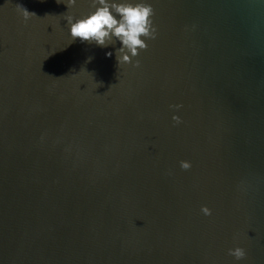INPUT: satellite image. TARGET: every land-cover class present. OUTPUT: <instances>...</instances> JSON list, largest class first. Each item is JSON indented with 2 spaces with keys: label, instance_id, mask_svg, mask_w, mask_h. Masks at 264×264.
I'll return each mask as SVG.
<instances>
[{
  "label": "water",
  "instance_id": "obj_1",
  "mask_svg": "<svg viewBox=\"0 0 264 264\" xmlns=\"http://www.w3.org/2000/svg\"><path fill=\"white\" fill-rule=\"evenodd\" d=\"M149 2L118 67L90 0H0V264H264V0Z\"/></svg>",
  "mask_w": 264,
  "mask_h": 264
},
{
  "label": "clouds",
  "instance_id": "obj_2",
  "mask_svg": "<svg viewBox=\"0 0 264 264\" xmlns=\"http://www.w3.org/2000/svg\"><path fill=\"white\" fill-rule=\"evenodd\" d=\"M76 2L77 0H66L67 8ZM90 3L92 7L86 15L79 18L72 15L64 16L71 43L79 39L81 43L88 42L102 48L112 45L117 66L120 67L132 64L139 52L147 49L146 41L156 39L157 28L153 21L155 13L149 0H90ZM18 11L25 20L35 15L23 6ZM117 43L119 47H115ZM105 55L112 57L113 51H108ZM91 59L89 57V60ZM139 66L140 62L135 60L134 67ZM171 107L179 109L181 105ZM172 120L176 124L182 122L178 115H173ZM180 167L188 170L192 164L188 160H181ZM200 210L205 216L212 215V209L206 205L201 206ZM228 255L240 261L247 253L243 247L236 246L228 249Z\"/></svg>",
  "mask_w": 264,
  "mask_h": 264
}]
</instances>
